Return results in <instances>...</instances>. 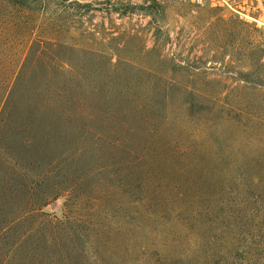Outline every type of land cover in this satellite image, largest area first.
I'll return each instance as SVG.
<instances>
[{
	"label": "rangeland",
	"instance_id": "1",
	"mask_svg": "<svg viewBox=\"0 0 264 264\" xmlns=\"http://www.w3.org/2000/svg\"><path fill=\"white\" fill-rule=\"evenodd\" d=\"M0 218V264H247L264 29L190 0H0Z\"/></svg>",
	"mask_w": 264,
	"mask_h": 264
},
{
	"label": "built area",
	"instance_id": "2",
	"mask_svg": "<svg viewBox=\"0 0 264 264\" xmlns=\"http://www.w3.org/2000/svg\"><path fill=\"white\" fill-rule=\"evenodd\" d=\"M198 7L217 8L241 22L264 29V0H190Z\"/></svg>",
	"mask_w": 264,
	"mask_h": 264
},
{
	"label": "trees",
	"instance_id": "3",
	"mask_svg": "<svg viewBox=\"0 0 264 264\" xmlns=\"http://www.w3.org/2000/svg\"><path fill=\"white\" fill-rule=\"evenodd\" d=\"M2 222L3 220L0 218V223ZM4 227V225H0V232ZM245 263L264 264V239H253L245 236Z\"/></svg>",
	"mask_w": 264,
	"mask_h": 264
}]
</instances>
